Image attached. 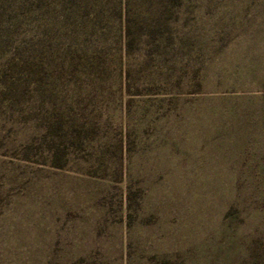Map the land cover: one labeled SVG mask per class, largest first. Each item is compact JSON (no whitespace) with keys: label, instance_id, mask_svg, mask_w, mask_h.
<instances>
[{"label":"rangeland","instance_id":"rangeland-1","mask_svg":"<svg viewBox=\"0 0 264 264\" xmlns=\"http://www.w3.org/2000/svg\"><path fill=\"white\" fill-rule=\"evenodd\" d=\"M264 264V0H0V264Z\"/></svg>","mask_w":264,"mask_h":264},{"label":"trees","instance_id":"trees-1","mask_svg":"<svg viewBox=\"0 0 264 264\" xmlns=\"http://www.w3.org/2000/svg\"><path fill=\"white\" fill-rule=\"evenodd\" d=\"M162 264H167L166 262H163Z\"/></svg>","mask_w":264,"mask_h":264}]
</instances>
